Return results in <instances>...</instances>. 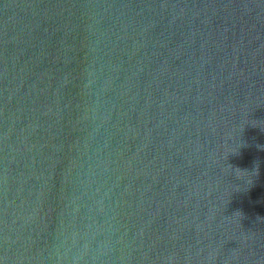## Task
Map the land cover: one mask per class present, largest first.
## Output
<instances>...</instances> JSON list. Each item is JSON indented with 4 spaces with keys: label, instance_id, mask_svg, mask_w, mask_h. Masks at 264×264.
Listing matches in <instances>:
<instances>
[{
    "label": "water",
    "instance_id": "obj_1",
    "mask_svg": "<svg viewBox=\"0 0 264 264\" xmlns=\"http://www.w3.org/2000/svg\"><path fill=\"white\" fill-rule=\"evenodd\" d=\"M0 264H264V0H0Z\"/></svg>",
    "mask_w": 264,
    "mask_h": 264
}]
</instances>
